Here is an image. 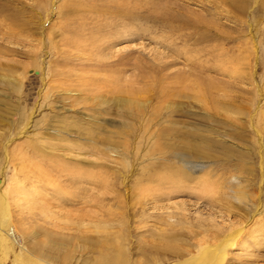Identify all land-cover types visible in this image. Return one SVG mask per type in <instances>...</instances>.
<instances>
[{"label": "rangeland", "instance_id": "1", "mask_svg": "<svg viewBox=\"0 0 264 264\" xmlns=\"http://www.w3.org/2000/svg\"><path fill=\"white\" fill-rule=\"evenodd\" d=\"M240 157L261 241L264 0H0V264H264Z\"/></svg>", "mask_w": 264, "mask_h": 264}, {"label": "bare ground", "instance_id": "2", "mask_svg": "<svg viewBox=\"0 0 264 264\" xmlns=\"http://www.w3.org/2000/svg\"><path fill=\"white\" fill-rule=\"evenodd\" d=\"M259 142V141H258ZM260 142H262V141H260ZM242 155V154H241ZM243 156V155H242ZM246 160L242 157H240V176L242 175V178H243V180L240 182V198H238V199H240V209L241 208H243L244 209V211L246 212V218L244 217V216H241L240 215V217H242V218H244V219H246V220H242V218H240V246H243V248L247 251V252H252V251H260V250H263L264 249V239L263 240H257V241H251V240H249V238H248V235H250L251 236V233H253L250 229V224H248V222L249 221H251L252 223H254L253 221H254V219H255V217L259 214L258 213V211H260V209L261 208H259V206H260V204L258 205V202H257V200H255V197L250 193V187L251 186H254V185H252L251 184V182H252V179L249 177V175H248V173H253V171L247 166V162H245ZM260 199V198H259ZM242 206H244V207H242ZM8 218V217H7ZM256 222H257V220H256ZM6 223V221H4V224L3 225H6L5 224ZM222 226V225H221ZM227 226V225H226ZM225 226V227H226ZM223 227H224V225H223ZM1 230H3V229H1V227H0V235H1V233H2V231ZM193 231V230H192ZM209 231H211V230H209ZM200 232V231H199ZM216 233V232H215ZM209 235V234H208ZM216 234H214V236H212L213 238H215L216 236H215ZM210 237V236H209ZM211 237V239L213 240V238ZM221 237V236H220ZM226 237V236H225ZM252 237V236H251ZM254 237V236H253ZM220 239H222V238H220ZM226 239V238H225ZM229 239V238H228ZM208 240V239H207ZM230 240V239H229ZM204 241V242H203ZM214 241H217L216 239L214 240ZM232 241V240H231ZM201 243L203 242V244L204 243H206L205 242V240H204V238H203V240H201L200 241ZM210 242V241H209ZM208 242V243H209ZM220 242V243H219ZM219 242H218V244H220V246H222V249H220L221 250V260H220V262L219 263H222L223 262V260H224V258L228 255H226L225 254V252H226V250H225V248L228 246V244L230 245L231 243H228L227 242V244H225V243H223V242H225L224 240L223 241H221V240H219ZM230 242V241H229ZM208 243H207V245H208ZM214 244H217L216 242H214ZM209 245H210V243H209ZM232 245V244H231ZM219 246V247H220ZM251 249H253V250H251ZM202 251H210V250H202ZM212 251V250H211ZM210 251V252H211ZM214 251V250H213ZM243 251V250H242ZM191 252V251H190ZM207 252V253H208ZM215 252V251H214ZM219 252V251H218ZM201 253V252H200ZM206 253V252H205ZM212 253V252H211ZM227 253V252H226ZM208 255H210L209 253H208ZM226 255V256H225ZM249 256H252V259H253V257H256V256H254V255H252V254H249ZM200 257V256H199ZM247 258H248V256H246ZM251 258V257H250ZM249 259V258H248ZM254 260V259H253ZM241 261V260H240ZM247 261V260H246ZM251 261V260H250ZM252 262H254V261H252ZM256 262V261H255ZM225 263H226V261H225ZM249 263V262H248ZM248 263H244V262H242V263H240V264H248ZM110 264H117L115 261H114V259H112V261L110 260ZM257 264V263H256Z\"/></svg>", "mask_w": 264, "mask_h": 264}]
</instances>
